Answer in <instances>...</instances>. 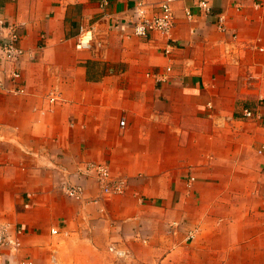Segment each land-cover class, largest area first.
Here are the masks:
<instances>
[{
  "label": "crops",
  "instance_id": "1",
  "mask_svg": "<svg viewBox=\"0 0 264 264\" xmlns=\"http://www.w3.org/2000/svg\"><path fill=\"white\" fill-rule=\"evenodd\" d=\"M103 1L0 0L6 86L5 26L21 25L25 51V93L0 92V228L24 231L6 263L264 264V0H214L211 16L171 0L170 35L146 37L138 3L150 17L168 0ZM89 23L100 45L79 51ZM90 163L125 192L103 193Z\"/></svg>",
  "mask_w": 264,
  "mask_h": 264
},
{
  "label": "built area",
  "instance_id": "2",
  "mask_svg": "<svg viewBox=\"0 0 264 264\" xmlns=\"http://www.w3.org/2000/svg\"><path fill=\"white\" fill-rule=\"evenodd\" d=\"M214 0H199L197 6L199 9L207 16L213 15L212 13V2ZM108 5V1L104 0L101 3V7L104 9ZM257 7L260 6L256 4ZM186 15L189 19H192L193 14L189 9H186ZM110 15H106L109 17ZM135 22L133 24V34L138 37H146L151 32H157L164 36H169L172 29L175 26V16L171 6V0L163 2L160 7L158 13L148 16L144 9V4L142 2L138 3L137 8L135 9V15L133 16ZM225 17L223 15L217 16V20H215L217 28L221 31H226ZM20 26L21 25H13L8 24L5 26L6 29L10 31L8 40L3 43V53L5 59L12 63H16V68L10 73V82L11 86H6L3 82L0 81V92L6 94L19 95L25 93V88L21 84L22 74L18 69V63L23 57L25 51L22 49L18 43L20 40ZM116 26L119 28L120 24L116 23ZM4 27V25H3ZM97 44L100 45V41L98 39V28L94 23L89 24H81L79 28V33L76 36L75 47L79 51H89L92 47ZM171 48V46H168ZM170 49L166 50V53H169ZM168 71L171 69L168 68ZM148 76H153L150 73H146ZM158 81L165 80V76H161L157 78ZM57 101L56 97H52L50 99L51 103H55ZM244 117L248 119H252L255 117V114L250 109H245L243 111ZM125 120L123 119L119 125L124 128L126 125ZM264 152V147L259 150V153ZM86 174H90L95 177L101 191L106 195H116L122 194L126 189V181L122 178H114L111 173L110 167L107 164H96L90 163L87 164ZM195 181L194 177L189 178V182ZM65 192L71 198L76 200L82 199V187H66ZM11 227L6 225L0 228V264H12L11 262L6 263L7 252H17L22 248L21 236L24 234L23 229L21 227L14 228L13 233L11 232ZM52 234H57L58 231L53 229ZM109 251L116 255L119 258H123L126 256V253L122 250L117 249L115 246L109 247ZM19 264H36L33 260L24 259Z\"/></svg>",
  "mask_w": 264,
  "mask_h": 264
}]
</instances>
